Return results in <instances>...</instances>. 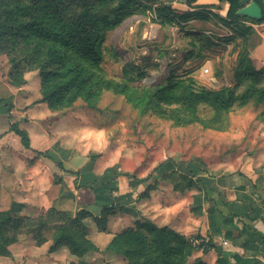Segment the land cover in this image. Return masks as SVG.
Here are the masks:
<instances>
[{
	"label": "rangeland",
	"instance_id": "rangeland-1",
	"mask_svg": "<svg viewBox=\"0 0 264 264\" xmlns=\"http://www.w3.org/2000/svg\"><path fill=\"white\" fill-rule=\"evenodd\" d=\"M136 1L132 13L122 15L104 31L98 72L105 80L126 83L130 98L106 90L93 106L78 98L65 110L81 112V124L91 127L93 135L84 143L91 148V156L97 158L101 152L112 158L119 169L136 177L157 174L154 168L170 162L197 165L216 179L237 174L252 183L264 174V102L251 100L242 104L239 98L248 86L259 87L264 81L238 78V62L240 54L247 52L257 70L264 68V24L239 21L238 24L252 30L242 38L234 35V25L225 27L214 19H178L177 16L191 11L188 0ZM158 4L168 6L176 17L161 23L153 12ZM108 5L105 0H72L66 4L64 16L72 19L87 7L97 12ZM227 9L228 5L223 3L212 11L226 18ZM99 26L105 28L104 24ZM231 37L233 44L224 42ZM32 56V50L20 44L10 54L2 53L0 77L4 83L9 84L15 77L25 80L30 74L31 90L36 92L44 65L41 62L31 67ZM17 64L20 68L16 71ZM156 69L163 72L152 76ZM138 72L144 74L143 79H135ZM168 78L184 84L194 80V89L229 88L236 100L227 110L200 105L196 113L198 122L193 123L180 121L184 114L177 104L161 101L157 107L144 102L137 107L131 103L132 95L138 97L142 89L159 87ZM29 238L23 234L14 248L26 246Z\"/></svg>",
	"mask_w": 264,
	"mask_h": 264
},
{
	"label": "crops",
	"instance_id": "crops-1",
	"mask_svg": "<svg viewBox=\"0 0 264 264\" xmlns=\"http://www.w3.org/2000/svg\"><path fill=\"white\" fill-rule=\"evenodd\" d=\"M195 5L220 4L197 0ZM29 75L20 87L0 77V98H11L0 107V211L34 219L50 208L71 218L80 210L92 217H99L103 207L115 210L104 232L98 231L92 217L83 220L96 250L82 258L66 247L49 252L51 240L36 246L29 235L27 245L18 250L17 243L11 245L10 256L0 257V264H126L109 244L137 223L167 227L187 240L208 237L216 249L195 250L189 262L264 264V240L253 234L264 236V174L252 184L237 174L216 179L197 165L170 162H164L157 174H128L101 152L97 158L91 156L84 143L93 134L91 127L81 124V112L61 113L39 103L40 82L32 91ZM11 124L26 133L27 149L9 131ZM172 172L201 185L176 190L173 181L162 179Z\"/></svg>",
	"mask_w": 264,
	"mask_h": 264
},
{
	"label": "trees",
	"instance_id": "trees-1",
	"mask_svg": "<svg viewBox=\"0 0 264 264\" xmlns=\"http://www.w3.org/2000/svg\"><path fill=\"white\" fill-rule=\"evenodd\" d=\"M69 1L72 0H0V55L10 54L19 44L22 48L32 50L31 67L41 62L44 65V69L40 70L39 103H47L52 111L64 112L71 108L78 98L93 106L94 100L106 90L130 98V88L126 83L118 84L105 80L98 72L102 63L104 31L115 24L122 15L132 13L137 1L105 0V3L109 4L105 9L93 12L87 7L77 17L67 19L64 10ZM196 1L188 0L191 11L177 18L183 22L193 19L207 22L214 19L225 27L234 25V35L242 38L252 30L238 24L239 21L264 24V0H244L243 4H240L241 0H217L220 5H228L226 18H221L212 11L220 5H195ZM252 2L260 7L261 20L255 21L236 15L237 10ZM155 8L153 12L161 23H169V17H176L165 4H158ZM99 24H104L105 28H101ZM224 42L233 44L234 37ZM14 68L17 71L20 67L17 64ZM143 78L142 72L135 76L136 80ZM238 78L252 79L256 83L263 82L264 68L257 70L249 54L243 52L239 56ZM193 83L194 80L184 84L168 78L159 87L142 89L138 97L132 95L131 103L137 107L142 106L144 102L157 107L161 101L166 105L177 104L181 106L184 114L179 120L183 123H193L198 122L196 113L200 105L207 104L218 110H227L236 100L229 88L194 89ZM24 84L25 80L16 77L9 82L13 87ZM239 100L242 104L251 100L264 102V84L259 87L256 84L248 86ZM6 105L7 100L0 98V107ZM9 131L19 137L24 148L29 147L25 132L20 131L15 124L9 126ZM163 165L164 162L160 163L154 172L160 171ZM162 179L173 181L174 189L180 191L194 187L195 184L201 185L198 180L195 183L190 177L177 172L162 176ZM114 210V206L103 207L99 217H92L86 210H80L71 218L62 211L50 208L34 219L20 216L12 210L0 211V257H9V247L17 243L20 236L27 234L32 236L36 246L51 240L49 252L66 247L72 255L82 258L96 250L87 239L88 230L83 220L92 217L98 231L104 232L108 218L114 214ZM47 232H51L49 236L45 235ZM253 234L264 240V236L256 231H253ZM109 249L121 255L126 264H205L200 260L189 262L193 252L201 249L200 247H193L185 237L167 227H157L150 223H137L133 228L115 235ZM209 249H216L212 242L202 251L207 252ZM71 264L85 263L80 261Z\"/></svg>",
	"mask_w": 264,
	"mask_h": 264
},
{
	"label": "water",
	"instance_id": "water-1",
	"mask_svg": "<svg viewBox=\"0 0 264 264\" xmlns=\"http://www.w3.org/2000/svg\"><path fill=\"white\" fill-rule=\"evenodd\" d=\"M243 3L244 0H241L240 4ZM236 15L245 17L250 20L259 21L262 18V11L256 3L252 2L237 10Z\"/></svg>",
	"mask_w": 264,
	"mask_h": 264
},
{
	"label": "built area",
	"instance_id": "built-area-1",
	"mask_svg": "<svg viewBox=\"0 0 264 264\" xmlns=\"http://www.w3.org/2000/svg\"><path fill=\"white\" fill-rule=\"evenodd\" d=\"M189 243L193 246V247H200L201 249L199 250H202L204 248H206V246L209 244L210 242V239L208 237H205V238H195V239H191V240H188ZM223 245H226V242H223Z\"/></svg>",
	"mask_w": 264,
	"mask_h": 264
},
{
	"label": "bare ground",
	"instance_id": "bare-ground-1",
	"mask_svg": "<svg viewBox=\"0 0 264 264\" xmlns=\"http://www.w3.org/2000/svg\"><path fill=\"white\" fill-rule=\"evenodd\" d=\"M159 69H160V68H159ZM159 69L153 70V71L151 72L152 76L159 75V74H161V73L163 72L162 70H159Z\"/></svg>",
	"mask_w": 264,
	"mask_h": 264
}]
</instances>
